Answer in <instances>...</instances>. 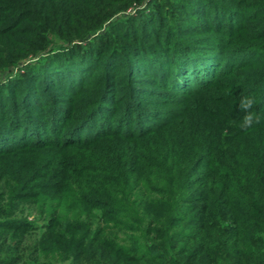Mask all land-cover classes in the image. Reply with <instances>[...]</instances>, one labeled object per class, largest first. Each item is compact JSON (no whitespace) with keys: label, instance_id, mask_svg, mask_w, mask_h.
Wrapping results in <instances>:
<instances>
[{"label":"trees","instance_id":"trees-1","mask_svg":"<svg viewBox=\"0 0 264 264\" xmlns=\"http://www.w3.org/2000/svg\"><path fill=\"white\" fill-rule=\"evenodd\" d=\"M254 1L0 0V264H264Z\"/></svg>","mask_w":264,"mask_h":264},{"label":"rangeland","instance_id":"rangeland-1","mask_svg":"<svg viewBox=\"0 0 264 264\" xmlns=\"http://www.w3.org/2000/svg\"><path fill=\"white\" fill-rule=\"evenodd\" d=\"M255 2H258V0L254 1V2H250L251 5H252V6H250L251 8L250 7H249V9L247 8L248 10L245 13H243V15L241 16V19L242 18L243 19L246 18V21H248L247 23H249L251 25V27L258 26V20H256V19H258V17H257L258 16V8L253 7V5H254ZM259 14H261L262 16H264V13H262L260 11H259ZM250 16H254V17L256 16L255 17L256 19L249 20L248 18ZM10 71H12V70H10ZM10 71H8V72H10ZM4 73H5V71H0V80L3 79ZM0 198H4V201H5V195H3V196L1 195ZM55 201L56 200H53V201H48L47 200L46 201L47 204H45V209H49V207L51 208L53 206L55 207V204H56ZM58 204H60V205H58ZM58 204H56V205H58V207L56 209V210H58L57 213H56V215L59 217L58 220H61V219L63 221L71 220L72 219V216H73V212L71 210V209H73V207H72L73 204L70 201H68V200H63V201L61 200L60 202H58ZM20 205H22L24 207V209H25L24 210V213L27 215V221H28L29 224H31V225H37V227L40 226L42 223L44 224L45 222L51 224V222H48L49 220H46V221H43V222L42 221H38V222L36 221L37 215L39 213L38 212L39 203H37L36 200H31V202H27V203H23V204L21 203ZM60 230H61V228L58 227L57 231H60ZM41 231H42V229L39 228V229H35L34 231L30 232L29 234L32 235V237H33L34 235L37 236V234L40 233ZM126 232H128L130 235L132 234L133 237H136V238L138 237L137 230H135L133 227H131V228L128 227V230H126ZM118 235H119L118 237H119V241H120V242H118V245H120L122 243H123V245H130L129 243H131V242H129L128 238H127L126 241L123 240L124 236L127 237V234H123L120 231L118 233ZM32 237H30V238H32ZM133 245L136 246L137 249L139 250V241L138 242L136 241ZM142 249H143V247H140V250H139L138 253H140L142 251Z\"/></svg>","mask_w":264,"mask_h":264},{"label":"clouds","instance_id":"clouds-1","mask_svg":"<svg viewBox=\"0 0 264 264\" xmlns=\"http://www.w3.org/2000/svg\"><path fill=\"white\" fill-rule=\"evenodd\" d=\"M257 103L256 99L254 96H243L239 100L237 104V108L239 111L245 113L243 116L242 121L239 124V127L242 130H248L253 127L254 124L260 123V118L258 114L253 111V108L255 104Z\"/></svg>","mask_w":264,"mask_h":264}]
</instances>
